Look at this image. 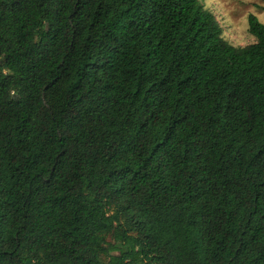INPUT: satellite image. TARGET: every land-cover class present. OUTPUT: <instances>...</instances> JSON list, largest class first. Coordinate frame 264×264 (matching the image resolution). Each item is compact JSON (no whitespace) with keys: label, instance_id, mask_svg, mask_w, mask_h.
<instances>
[{"label":"trees","instance_id":"trees-1","mask_svg":"<svg viewBox=\"0 0 264 264\" xmlns=\"http://www.w3.org/2000/svg\"><path fill=\"white\" fill-rule=\"evenodd\" d=\"M202 0H0V264H264V23Z\"/></svg>","mask_w":264,"mask_h":264},{"label":"rangeland","instance_id":"rangeland-1","mask_svg":"<svg viewBox=\"0 0 264 264\" xmlns=\"http://www.w3.org/2000/svg\"><path fill=\"white\" fill-rule=\"evenodd\" d=\"M216 15L223 28L224 38L235 46L256 41L249 31V16L254 14L264 23V0H202Z\"/></svg>","mask_w":264,"mask_h":264}]
</instances>
